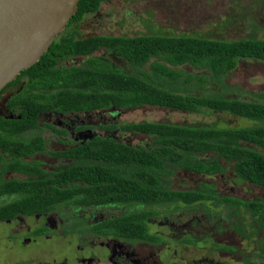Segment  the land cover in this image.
<instances>
[{"label":"trees","instance_id":"obj_1","mask_svg":"<svg viewBox=\"0 0 264 264\" xmlns=\"http://www.w3.org/2000/svg\"><path fill=\"white\" fill-rule=\"evenodd\" d=\"M129 1L139 0H79L75 15L47 52L0 92V100L12 94L6 104L15 112L13 119L0 116V151L14 160L0 168V177L8 170L44 173L35 164L19 160L43 152L44 141L31 135L22 140L18 137L39 129V115L52 111L80 115L152 107L193 114L227 113L252 125L229 128L214 122L193 126L148 121L101 124L96 128L104 130L106 136L82 144L69 143L67 149L51 153L55 158L69 159L71 164L59 166L33 182H2L0 178V195L25 193L17 203L24 214L37 213L72 196L88 205L109 202L150 207L181 202L192 207L199 201L200 208L205 209L204 202L211 201L218 207L225 205L232 216L245 223L246 228L239 224L235 230L246 242L257 245L254 253L264 264V200L221 198L212 184L199 183L200 187L190 190L170 189L172 177L178 172L224 174L226 168L221 161L232 164L234 181L264 189V153L251 148L264 149V103L210 90L215 85L230 91L224 79L238 62H264V38L255 36L259 27L252 25V34L233 41L155 34L81 37L78 24L98 13L103 3ZM101 50L125 61L133 73L117 68L106 56L92 57ZM76 57L86 60L80 66L62 65ZM146 65L149 71L143 69ZM187 67L198 74L186 72ZM125 134L142 135L149 144L133 146L124 139ZM61 184L71 187L61 189ZM14 206L0 208V218H9ZM153 212L144 210L118 219L120 234L142 236L145 229L141 223L155 215Z\"/></svg>","mask_w":264,"mask_h":264},{"label":"flooded vegetation","instance_id":"obj_2","mask_svg":"<svg viewBox=\"0 0 264 264\" xmlns=\"http://www.w3.org/2000/svg\"><path fill=\"white\" fill-rule=\"evenodd\" d=\"M11 95L7 93L0 100L5 109V115L1 116L4 119H13L15 116V112L6 104ZM77 116L55 111L40 114L38 121L42 117L45 121L38 125L39 129L21 133V138L18 139H27L29 135L40 137L44 141L45 150L21 156L19 160L35 164L38 170L44 173L39 175L32 170L26 174L8 170L1 175V181L33 182L40 177H46L43 175L53 173L59 166L71 164L69 159L61 160L51 156L55 151L48 152L50 139L48 140L45 134L53 138L63 150L70 147L69 143L82 144L93 137L107 135L104 130L96 128L99 125L92 127L85 124V121L78 123ZM52 117H57L54 124L51 121ZM71 117L75 120L71 121ZM96 130L103 131L105 135L98 134ZM60 137L63 138L61 144L58 142ZM45 152L50 158L65 163L54 165L52 170H45L44 162L40 160L43 156H39ZM0 155L2 156L0 168L7 162L14 161L1 151ZM217 176L219 175L203 177ZM220 176L223 177L222 174ZM203 184L214 185L218 197L233 198L227 195L220 196L213 183ZM69 186L71 187V184H61L58 187L66 189ZM198 186L200 187V184ZM24 197L25 193L21 192L0 195V208L5 209L15 204L11 208L9 218H0V264L11 261L14 262L12 264H223L218 261L219 257L225 260L224 264H263L262 258L255 255L254 247L251 254L246 252L244 248L247 245L246 240L235 230V227L240 225L243 229L246 228L245 223L232 216L231 209L225 205L218 207L211 201L204 202L205 209L200 208L199 201L192 207L181 202L154 204L150 207L137 203L109 202L88 205L72 196L66 201L59 200L47 208H40L37 213L24 214L23 207L17 205ZM196 208L197 211L201 210L200 216L197 215ZM144 210L154 211L155 215L147 217L141 223L145 229L142 236L134 238L121 235L118 230L119 222L116 221L130 213ZM138 218L142 219L140 216ZM208 228H211V231H208ZM212 229L216 232H212ZM221 232L229 239L228 241L216 242L215 236ZM236 239L243 243L233 244V240ZM16 245L20 247L16 248ZM202 249L209 254L200 255L202 253L197 252L196 255L185 257L187 251Z\"/></svg>","mask_w":264,"mask_h":264},{"label":"rangeland","instance_id":"obj_3","mask_svg":"<svg viewBox=\"0 0 264 264\" xmlns=\"http://www.w3.org/2000/svg\"><path fill=\"white\" fill-rule=\"evenodd\" d=\"M252 25H257L259 30L256 38H264V0H139L129 2H109L103 3L98 13L86 16L78 24V29L82 38L90 36H124L134 37L138 35H164V36H191L216 41H233L244 39L253 33ZM106 56L117 68L133 73L131 67L121 59H115L107 55L104 51H98L92 57ZM85 57L69 58L62 62L64 66H80L85 62ZM154 59L151 60V62ZM146 65L143 69L149 71ZM185 71L194 74L192 68ZM224 82L232 89H220L219 86H211V93H226L227 97L241 98V100L264 103V62L240 61L231 73L227 74ZM197 95H200L198 93ZM5 109L0 102V116L5 115ZM78 123L85 121L92 127L98 125H113L124 123H139L143 121L167 123L173 125H204L215 123L218 127L239 128L251 126L253 122L227 113L215 112L207 114H193L187 112L174 111L169 109L141 107L133 110H107L94 112L91 114H80L77 116ZM70 118V117H69ZM71 121L75 118L71 117ZM57 117H52L54 124ZM45 118L38 121L42 125ZM98 134L105 135L103 131L96 130ZM50 139L48 142L49 151H61L55 140L45 134ZM61 141L63 138H58ZM124 139L133 146L142 147L149 144V139L142 135L125 134ZM246 145V144H244ZM251 146V145H250ZM260 153L264 149L251 146ZM45 170H52L54 165H63L65 162H58L45 152L42 155ZM8 158L6 157V160ZM226 172L222 176L204 178L194 174L178 172L172 177L170 183L172 190H190L198 186L199 183H213L220 196H232L239 200L258 201L264 200V189L248 183H238L232 170V164L221 161ZM198 216L200 211L195 209ZM108 211L111 212L110 209ZM211 231V228H208ZM212 232H216L212 229ZM200 232V234H202ZM216 242L228 241L221 232L216 234ZM237 240V239H236ZM233 240V244H239L238 240ZM246 252L251 254L256 248L253 241L246 242ZM244 245V244H243ZM251 246V247H250ZM20 245H16L19 248ZM258 249V248H257ZM19 253L20 250L18 251ZM32 252V250H30ZM197 252L208 255L206 250L187 251L185 257L196 255ZM10 255V254H8ZM7 255V256H8ZM212 258V257H210ZM218 261L223 264L225 260L219 257ZM217 261V259L215 258ZM14 262H7L12 264ZM19 264V263H18Z\"/></svg>","mask_w":264,"mask_h":264},{"label":"water","instance_id":"obj_4","mask_svg":"<svg viewBox=\"0 0 264 264\" xmlns=\"http://www.w3.org/2000/svg\"><path fill=\"white\" fill-rule=\"evenodd\" d=\"M79 0H0V92L37 63L77 11Z\"/></svg>","mask_w":264,"mask_h":264}]
</instances>
